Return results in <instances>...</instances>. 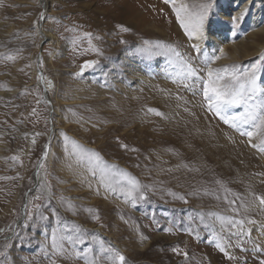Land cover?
<instances>
[{"label":"rangeland","instance_id":"rangeland-1","mask_svg":"<svg viewBox=\"0 0 264 264\" xmlns=\"http://www.w3.org/2000/svg\"><path fill=\"white\" fill-rule=\"evenodd\" d=\"M42 1L3 0L0 4V229L5 230L0 233V252L5 253L0 256V264H48L45 253L50 251V234L57 228L65 236H81L93 248V255H99V245L92 242L95 236L106 247L118 249L126 257V264H259L264 252L255 251L250 241L236 246L232 237L230 246H226L231 260L216 243L229 239L228 233L220 230L218 216H236L224 201V190H230L229 199H234L231 193L241 197H248L249 192L264 195V153L207 110L199 84L188 90L172 82L169 74L173 69L164 48L155 49L151 57L135 53L147 39L189 55H195L191 45L199 43L202 54L198 66L203 67V53L220 55L212 63L214 68L237 65L251 71L255 66L258 86L264 88V33L251 31L253 8L241 24L234 26L232 7L226 0H214L204 37L193 42L195 39L189 40L184 34L164 0ZM140 1L146 6H138ZM121 2L125 8L119 6ZM204 2L207 0H187L190 5ZM150 6L151 11H145ZM129 10L139 13L141 26L132 25V15L127 25L108 19L121 15L124 19ZM41 13V29L47 37L40 48ZM124 27L129 31H123ZM215 34L225 37L222 55L210 43V35ZM39 54V70L52 104L53 133L43 161L45 167L39 168L41 180L27 197L33 218L25 216L12 237L3 240L20 220L24 196L33 187L49 137L50 107L34 71ZM123 54L142 69L123 64ZM86 61L95 63L81 74ZM98 86L101 96L97 95ZM243 111L240 107L230 114ZM71 141L146 186V199L133 205L101 187L99 173L93 177L86 161L78 164L65 151ZM260 142L261 138L253 137L251 143ZM14 156L18 159L13 160ZM42 183L50 186V200L34 199ZM179 196H184L187 203ZM15 197L10 212L2 216V210ZM33 205H41L40 213L49 219L39 220ZM52 209L59 216V224ZM245 215L258 222L246 227L252 229V239H260L264 246L260 235L264 230L259 227L264 224V212L252 208L244 213L241 209L236 218ZM168 228L172 231H166ZM63 243L69 253L85 247L66 240ZM5 244L10 247L5 248ZM58 264L87 262L73 253L58 259Z\"/></svg>","mask_w":264,"mask_h":264},{"label":"snow or ice","instance_id":"snow-or-ice-1","mask_svg":"<svg viewBox=\"0 0 264 264\" xmlns=\"http://www.w3.org/2000/svg\"><path fill=\"white\" fill-rule=\"evenodd\" d=\"M3 0H0L2 4ZM165 4L171 6L172 12L175 14V18L178 21L180 27L184 30V34L189 40L196 39L202 40L204 37L205 22L208 19L210 10L213 8L214 0H207V2L190 5L187 0H164ZM40 19H44V14H40ZM241 19V16L234 17L232 20L235 26ZM123 31L127 32V27L123 28ZM86 36L91 38L90 33H85ZM124 43V41H121ZM158 48H164L165 54L169 57V64L171 65L173 72L169 75L173 77L172 82L179 86L194 90L196 85H200V92L202 93L203 103L206 104L207 110L213 113L218 119H220L225 125L235 129L242 136L248 137V140L253 148L261 153H264V99H258V97L264 96V88L258 86V77L256 74V68L253 66L252 70H241L239 66L232 65L231 67L225 66L223 68H214L212 63L220 59V55H211L203 53V67L197 65V60L202 54V49L199 43H193L191 48L194 50L195 55H189L181 53L175 47L170 45H162L159 42L155 44L151 41H143L142 46L135 50L137 55H144L151 57L154 50ZM97 51V49H92ZM220 54H223V49H219ZM14 59V57H9ZM94 61H86L81 67V74L85 67H92ZM203 73V74H202ZM43 79V77H40ZM51 83V82H49ZM39 102V101H37ZM243 107L244 111L240 114H230V110ZM33 109V113H35ZM149 111L155 112L156 115H162L158 110L149 109ZM248 125V129L243 126ZM39 135V133H37ZM253 137L261 138L259 145L251 143ZM64 139L68 142V137L65 135ZM32 143H35L33 139ZM70 149L65 147V151L70 156L76 158L78 164H83L85 161L87 171L91 173L93 177L99 173L100 186L105 190L112 193H118L126 202L130 201L133 205L139 200L146 199L143 186L139 181L131 178L127 172L121 171L116 165L109 166L106 164L99 154L85 149L82 145L76 141L70 142ZM48 146L45 145V148ZM126 147V146H125ZM48 152L43 153V159H46ZM13 160H17L18 157H12ZM39 167L43 169L44 163L41 162ZM217 183H221L217 181ZM99 189H97L98 191ZM224 201L230 206V211L235 213L236 216L240 215L241 209L244 213H247L252 208H259L261 212H264V195H259L254 192H249L248 197H241L238 194L231 193L234 199H229V191L225 189ZM175 195L174 193H170ZM42 197H46L50 200L51 190L50 186L46 183H42L38 190L35 200H40ZM184 203L187 200L184 196L178 197ZM220 199L219 196L216 197ZM240 201L237 206V201ZM61 202H64V198L61 197ZM32 201H29L31 204ZM36 215L39 220L47 221L48 216L40 213L41 205H33ZM70 208L74 207L69 205ZM25 214L28 219L33 218L32 211L25 205ZM52 214L57 218V224L60 223L59 216L55 209H52ZM210 215H217L216 213H210ZM236 216H224L219 215L218 219L221 221L220 230L228 233V240L221 242L217 241L216 247L220 252L228 259H233L226 250V246H230V240L232 237L236 238V246H240L245 242H251L255 251L264 252V246L260 239H252V229L247 228V225H256L258 222L255 219L249 218L245 215L243 218L237 219ZM98 219V217H97ZM201 219L203 217L201 216ZM230 226V227H229ZM259 227L264 230V224H260ZM11 230V229H9ZM5 230L0 229V233ZM171 232L172 228L166 229ZM79 232V229H77ZM261 237H264V231L260 233ZM245 238H248L246 241ZM68 241L73 245H85V247L76 251L73 248L74 255L79 258L81 255L86 260L87 264H126V257L115 247H106L103 241L97 240L95 236L92 237V242L99 245V255H93V248L86 244V241L81 236L77 235L75 238L71 235L65 236L62 229H55L50 234V251H46L45 255L48 259V264H58V259L68 258L71 254L64 246V241ZM10 245L5 244V248ZM174 252H178V249L173 248ZM4 252H0V256H4ZM184 257L188 258V253H183ZM259 264H264V259L259 260Z\"/></svg>","mask_w":264,"mask_h":264},{"label":"bare ground","instance_id":"bare-ground-1","mask_svg":"<svg viewBox=\"0 0 264 264\" xmlns=\"http://www.w3.org/2000/svg\"><path fill=\"white\" fill-rule=\"evenodd\" d=\"M110 1V0H109ZM43 2V1H42ZM226 2L232 7V18L234 17H237V16H241V19L237 22V24H241L247 14V11H249L250 8H253L252 11H251V17H250V27H251V31L252 32H263L264 33V0H226ZM122 4H119L120 7L122 8H125V3L121 2ZM148 3V2H147ZM138 6L140 7H145L146 5L144 4L143 1H140V3H138ZM129 8V7H127ZM226 9V7H224V10ZM145 11L147 12H150L151 11V6L146 9ZM86 14V13H85ZM120 14V13H119ZM141 14V13H140ZM121 15V14H120ZM130 15L131 18H133V20L131 21L132 22V25L134 26H141V23H142V17L139 18V13L135 10H129V14L127 17H124V19H121V16H116V17H108V19L110 20V22L114 23L116 22L117 23V20L118 22H122L120 23L121 25H123V23H126L127 25V21L130 20V18H128ZM83 16V15H82ZM86 16V15H85ZM88 17V15H87ZM105 17V16H104ZM90 18V17H88ZM107 18V17H106ZM124 20V21H122ZM93 21V20H92ZM152 23V22H151ZM83 24V23H82ZM106 24H109V23H106ZM115 24V23H114ZM120 25V26H121ZM146 26V25H145ZM148 26H150L151 28L155 29V30H159V28L157 29L154 25L148 23ZM109 27V26H108ZM118 27V25H117ZM39 28V27H38ZM113 28V26H112ZM167 28V27H166ZM115 30V28L113 29ZM121 30V29H120ZM123 30V28H122ZM109 31V29H108ZM112 31V30H111ZM143 31H146V30H143ZM162 31V33H164L163 30H160V32ZM38 33L40 35H42L43 38L47 37V34L44 33L43 31V28L41 29H38ZM152 33V32H151ZM167 33V32H165ZM164 33V34H165ZM150 35V34H149ZM112 36V35H111ZM135 37V36H134ZM110 38V37H109ZM114 38V37H113ZM118 38V37H117ZM151 39V38H149ZM223 39H225V37L221 36V35H210V43L213 44L217 50V52L220 54L219 52V49H223V53L225 51V47L222 43ZM229 39V38H228ZM148 40V39H147ZM113 41V40H112ZM149 41V40H148ZM198 40H194L193 42H197ZM200 41V40H199ZM114 42V41H113ZM212 46V45H211ZM108 48V47H107ZM248 49V48H247ZM236 57H233V59H235ZM121 61L123 62V64L125 65H128L130 68L132 66V68H136V67H140V69H142L141 66H139L137 64V62L133 61V60H129L128 59V56L126 54H123L122 57H121ZM222 61H225V60H222ZM159 63V62H158ZM34 71L36 72V70L34 69ZM133 71V70H132ZM135 71V70H134ZM135 76H138V77H142L141 74L137 73V72H134ZM100 87L101 86H98V96H101L100 95ZM47 99H48V96H47ZM49 100V99H48ZM41 180V175L38 176V181ZM17 196V195H16ZM17 199V197L13 198V202H11L10 204H8L3 210H2V216H5L7 215L11 208L13 207V204L15 202V200Z\"/></svg>","mask_w":264,"mask_h":264},{"label":"water","instance_id":"water-1","mask_svg":"<svg viewBox=\"0 0 264 264\" xmlns=\"http://www.w3.org/2000/svg\"><path fill=\"white\" fill-rule=\"evenodd\" d=\"M40 3H42V0H40ZM42 22H43V19H40L39 29H40V27H41V25H42ZM45 42H46V39L43 38L42 41H41V43H40V48H41V46H42ZM40 58H41V56H40V54H39V55H38V58H37V61H36V64H35V66H36V72H37V74L39 75V78L42 77V74H41V72H40V70H39V61H40ZM39 84H40V86L42 87L43 98H44L45 102L48 104V106L50 107V111H49V137H48L47 142H46V144H45V145L49 146V142H50V139H51L50 137H51V135H52V133H53V125H52V121H51L52 104H51L50 100L47 99V96H48V95H47V89L44 87L43 79H40V80H39ZM45 145H44L43 152H42L41 158H40V160H39V163L37 164V167H36V172H35V182H34V184H33V187H32V189H30V190L26 193V195L24 196V201H23V204H22V206H21V217H20V220L16 222V224H15V226H14V228H13L11 234H10L7 238H5V239H3V240H7V239H9L10 237H12V235H13L14 232H15V230H16V229H17V228L23 223V221H24V219H25V216H26V214H25V205H27V197H28V195H29L31 192H33L34 189L37 188V185H38V174H39V168H40V167H39V164H40L41 162L44 161V159H43V153H44L45 151L48 152V148H49V147L45 148Z\"/></svg>","mask_w":264,"mask_h":264}]
</instances>
